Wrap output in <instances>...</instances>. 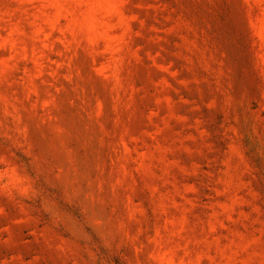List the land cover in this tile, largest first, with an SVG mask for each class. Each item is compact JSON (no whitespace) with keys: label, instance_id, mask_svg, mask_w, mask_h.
Segmentation results:
<instances>
[{"label":"rangeland","instance_id":"obj_1","mask_svg":"<svg viewBox=\"0 0 264 264\" xmlns=\"http://www.w3.org/2000/svg\"><path fill=\"white\" fill-rule=\"evenodd\" d=\"M0 264H264V0H0Z\"/></svg>","mask_w":264,"mask_h":264}]
</instances>
